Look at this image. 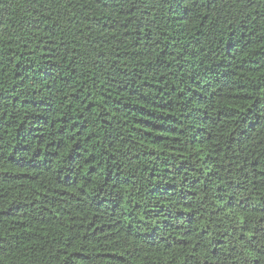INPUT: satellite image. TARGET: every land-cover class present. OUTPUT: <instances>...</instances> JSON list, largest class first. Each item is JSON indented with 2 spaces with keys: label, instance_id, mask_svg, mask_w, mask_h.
Segmentation results:
<instances>
[{
  "label": "trees",
  "instance_id": "obj_1",
  "mask_svg": "<svg viewBox=\"0 0 264 264\" xmlns=\"http://www.w3.org/2000/svg\"><path fill=\"white\" fill-rule=\"evenodd\" d=\"M0 264H264V0H0Z\"/></svg>",
  "mask_w": 264,
  "mask_h": 264
}]
</instances>
